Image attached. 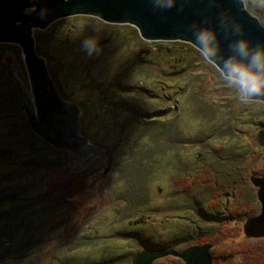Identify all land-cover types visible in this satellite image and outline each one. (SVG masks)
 I'll list each match as a JSON object with an SVG mask.
<instances>
[{"label":"rangeland","instance_id":"1","mask_svg":"<svg viewBox=\"0 0 264 264\" xmlns=\"http://www.w3.org/2000/svg\"><path fill=\"white\" fill-rule=\"evenodd\" d=\"M130 27L93 16H74L37 29L50 52L47 65L61 96L67 94L66 100L77 102L82 114L80 105L89 106L92 119L88 126L94 137L88 139L99 155L74 169L68 151L65 165L47 172L39 187L43 193L49 190L53 175L60 179L81 172L74 176L82 180L74 181L72 196L61 199L68 210L65 224L34 261L75 262L68 254L78 255L77 262L132 264L133 254L145 247L181 251L197 240H208L214 245V264H264V238L249 239L244 232L246 219L261 210L250 176H264V102L241 103L235 89L227 86L218 67L210 62L198 63L184 73L169 69L168 56L142 62L137 57L136 32ZM87 36L99 39L98 54L89 56L83 50L81 41ZM2 44L8 46L7 70L30 93L22 49ZM119 77H124L129 91L116 95L140 105L146 119L132 122L128 112L115 117L100 110V86ZM150 128L154 136L148 134ZM153 137L158 138L155 146L166 148L171 161H176L174 171L162 163L149 188L132 189L129 195L120 167L135 142L142 144ZM212 164L218 172L231 169L244 181V188L236 194L209 189L201 176ZM5 168L0 160V170ZM224 202L233 219L212 217ZM178 236L179 241H174ZM79 241L88 244L76 245ZM72 243L78 249L72 251ZM174 258L154 264H184Z\"/></svg>","mask_w":264,"mask_h":264},{"label":"trees","instance_id":"2","mask_svg":"<svg viewBox=\"0 0 264 264\" xmlns=\"http://www.w3.org/2000/svg\"><path fill=\"white\" fill-rule=\"evenodd\" d=\"M249 11L264 24V8L250 6ZM112 28L114 27L112 26ZM130 28L136 32L137 57L144 63L151 62L156 56H168L169 69L176 73H184L196 64L206 62L193 44L180 41L149 42L141 38L136 28L132 26ZM41 33L40 30L35 31L37 52L45 58H49L50 52L43 46ZM7 47L6 44H0V143H5L0 144V160L6 165L5 169L0 170V264H37L34 260L38 257L39 252L58 235L60 228L65 224L68 210H66L65 202L63 203L61 199L73 195L74 181L79 179L74 175L77 176L81 172L72 173L60 179H55L53 175L49 190L44 193L39 191L40 185L47 177V172L53 170V167L57 169L56 167L64 166V162L67 161L65 154L68 155L69 152L60 150L44 141L31 128L27 115L20 110V84L15 76L7 70L4 59ZM124 82V77H119L110 85L100 86L99 92L102 100L100 110H107V114H114L115 117L120 115L121 111L128 112L132 114V122L134 119L135 122L146 119L140 105L126 100L121 95H116L117 93L121 94L122 91H129ZM65 95L67 96V94H63L64 98H66ZM105 103L111 104V106L105 107ZM76 104L79 105L77 102ZM80 106L83 107L81 130L87 137L92 138L94 136L89 132L90 127L88 126L92 119L91 112H88L89 106L84 104ZM174 106L179 107L178 104H174ZM140 114L143 116L138 117ZM157 120L164 121L161 118ZM149 125L152 126L150 122ZM150 129L147 130L148 134L154 136V131L152 128ZM157 140L158 138L153 137L142 144L135 142L125 165L120 167L129 195L132 189L145 190L144 188H149L155 182L162 163L169 164V168L174 171L176 161H171V155L166 148L155 146ZM52 155L53 158H51ZM216 170L217 168L212 164L211 168L202 173V180H206L209 189H219L226 194H236L244 188L242 186L244 181L241 182L237 179L231 169L219 172ZM171 175H175L177 178L176 174ZM123 191L125 192V188ZM59 192H61L60 195H58ZM211 215L219 217V219L233 217L230 207L225 202L216 214ZM190 223L193 224V221ZM178 238L179 236L175 237L174 241H179ZM183 238L189 240V237L183 236ZM204 243L210 242L197 240L193 244ZM80 244L86 246L88 242H76V245ZM73 246H75L74 243L69 245L70 249ZM76 249L78 248H72V251ZM212 252L214 253L213 250ZM67 257L74 259L75 262L64 264L95 263L93 261L77 262L78 255L69 256L67 254ZM174 259L181 261L179 258Z\"/></svg>","mask_w":264,"mask_h":264},{"label":"water","instance_id":"3","mask_svg":"<svg viewBox=\"0 0 264 264\" xmlns=\"http://www.w3.org/2000/svg\"><path fill=\"white\" fill-rule=\"evenodd\" d=\"M32 8L35 11L26 12ZM74 16H93L109 24L133 26L149 42L180 41L195 47L193 26L212 27L220 35L223 55L228 54L231 41L239 38L232 32V25H236L241 28L240 36L253 45L264 46V24L251 11H244L240 0H176L175 6L167 10L154 8L152 0H0V43L16 44L22 49L31 85L29 93L18 78L20 110L44 141L75 157L74 169L96 160L99 152L82 134V109L59 93L46 58L37 52L34 35L37 29ZM225 20L229 23H222ZM250 182L257 188L261 210L246 219L244 232L249 239H260L264 238V176L252 174ZM213 247V243L189 245L181 251L145 247L133 254L131 262L154 264L173 256L184 264H214Z\"/></svg>","mask_w":264,"mask_h":264},{"label":"clouds","instance_id":"4","mask_svg":"<svg viewBox=\"0 0 264 264\" xmlns=\"http://www.w3.org/2000/svg\"><path fill=\"white\" fill-rule=\"evenodd\" d=\"M244 11L250 6L264 8V0H240ZM156 9H171L176 0H152ZM35 11V8L26 9ZM44 15V12H41ZM228 24L227 20L222 21ZM193 36L200 55L206 62L218 64L219 72L228 87L235 89L241 103L252 104L264 100V46L253 45L247 38L240 36L241 28L232 25V32L239 38L233 39L228 45V54H222V42L218 31L212 27H197ZM83 50L89 55L100 52V42L96 36L82 39ZM221 57L218 61L217 58Z\"/></svg>","mask_w":264,"mask_h":264},{"label":"flooded vegetation","instance_id":"5","mask_svg":"<svg viewBox=\"0 0 264 264\" xmlns=\"http://www.w3.org/2000/svg\"><path fill=\"white\" fill-rule=\"evenodd\" d=\"M72 159L74 160V159H75V157H74V158L72 157Z\"/></svg>","mask_w":264,"mask_h":264}]
</instances>
